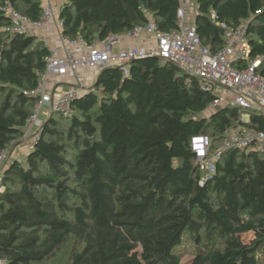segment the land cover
Wrapping results in <instances>:
<instances>
[{
    "label": "trees",
    "instance_id": "1",
    "mask_svg": "<svg viewBox=\"0 0 264 264\" xmlns=\"http://www.w3.org/2000/svg\"><path fill=\"white\" fill-rule=\"evenodd\" d=\"M31 21L41 0H0V150L23 135L36 99L28 95L48 48L34 35L11 34L2 5ZM181 0H64L61 32L87 41L123 34L148 17L158 29L179 27ZM201 45H224L219 23L246 25L248 55L264 74V0H195ZM96 87L74 103L72 117L50 113L33 145L0 175V258L41 264L69 238L79 244L51 264H264V151L232 148L201 184L191 139L216 148L225 130L264 131V113L242 120L174 63L138 58L124 75L102 69ZM66 120V121H65Z\"/></svg>",
    "mask_w": 264,
    "mask_h": 264
},
{
    "label": "built area",
    "instance_id": "2",
    "mask_svg": "<svg viewBox=\"0 0 264 264\" xmlns=\"http://www.w3.org/2000/svg\"><path fill=\"white\" fill-rule=\"evenodd\" d=\"M41 1L42 10L36 21L22 15L10 1L2 5L9 19L7 30L11 34L34 35L49 52L44 58V69L38 72L36 86L27 92L37 101L23 136L31 132L37 137L43 120L52 112L65 118L72 117L75 101L85 93L97 90L95 82L102 69L117 67L126 75L131 61L151 56L174 63L196 77L201 88L213 90L217 96L210 103L211 107L229 104L241 111L264 113V74L258 72L261 58H249L246 25L231 27L219 23L224 29V45L211 52L201 45L194 14L181 0L177 10L179 27L174 31L159 30L155 19L149 16L145 24L136 25L123 34L87 41L79 34L72 37L63 34L52 0ZM55 22L59 32L53 36L50 30ZM123 38L141 44L122 47ZM115 45L120 47L116 49ZM220 86L224 90L222 93L217 92ZM250 147L264 151L263 130L246 127L225 130L216 148H211V139L207 135L193 136L191 148L202 172L199 182L202 184L215 172L216 163L226 151L232 148L249 150ZM8 158L9 146L0 150L1 171ZM0 264H6V259L0 258Z\"/></svg>",
    "mask_w": 264,
    "mask_h": 264
},
{
    "label": "rangeland",
    "instance_id": "3",
    "mask_svg": "<svg viewBox=\"0 0 264 264\" xmlns=\"http://www.w3.org/2000/svg\"><path fill=\"white\" fill-rule=\"evenodd\" d=\"M64 1V0H63ZM184 3L186 6H188L189 10L194 14L196 10V3L195 0H184ZM62 2H57V5L54 4V6L57 8V11H59V8L61 6ZM59 13L57 12V15ZM217 92H224L223 88L220 86ZM97 92H100L97 89ZM54 113V112H52ZM249 110L241 111V118L242 120L247 121L249 117ZM45 119L43 120V122ZM66 121V120H65ZM27 132L24 131L23 134ZM35 138V134L28 132L26 136L21 135L19 138L14 140L11 144H9V158L7 161L13 158H21L23 159V155L31 148L33 145V141ZM253 147H250L249 150H252ZM2 174V171L0 170V175ZM79 248V244L73 240V238H69L67 241H65L63 244H61L54 252L53 255L49 257L47 261L41 264H51L56 263L59 261H64L69 258L70 255H72L73 251ZM178 254L181 256V264H187L189 262V259L192 257V255L195 252L194 243L192 240L184 239L183 244L180 248L177 249Z\"/></svg>",
    "mask_w": 264,
    "mask_h": 264
},
{
    "label": "crops",
    "instance_id": "4",
    "mask_svg": "<svg viewBox=\"0 0 264 264\" xmlns=\"http://www.w3.org/2000/svg\"><path fill=\"white\" fill-rule=\"evenodd\" d=\"M57 2H63V0H52V3L53 4H56L57 5ZM51 33H52V35L53 36H56L57 34H58V32H59V27H58V25L56 24V22H55V25L51 28ZM151 39V38H150ZM132 44H141V42H130V41H128L126 38H123L122 39V41H121V44H120V46H122V47H126V46H129V45H132ZM119 45H115V48L117 49L118 47H120Z\"/></svg>",
    "mask_w": 264,
    "mask_h": 264
},
{
    "label": "water",
    "instance_id": "5",
    "mask_svg": "<svg viewBox=\"0 0 264 264\" xmlns=\"http://www.w3.org/2000/svg\"><path fill=\"white\" fill-rule=\"evenodd\" d=\"M156 57H157V56H156ZM95 84H97V80H96Z\"/></svg>",
    "mask_w": 264,
    "mask_h": 264
}]
</instances>
